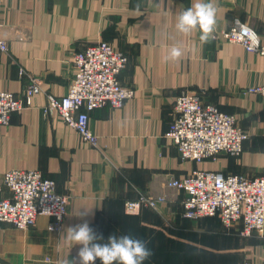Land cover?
I'll use <instances>...</instances> for the list:
<instances>
[{"label": "crops", "instance_id": "crops-1", "mask_svg": "<svg viewBox=\"0 0 264 264\" xmlns=\"http://www.w3.org/2000/svg\"><path fill=\"white\" fill-rule=\"evenodd\" d=\"M193 0H0V90L22 95L33 80L42 92L31 107L0 126V201L11 196L2 185L10 170H39L67 197L61 232L40 216L20 230L0 223V264H80L81 245L65 240V229L87 220L107 243L112 235L145 241L152 251L144 264H264V236L226 229L219 217L183 216V192L172 179L195 171L264 177V96L248 93L264 85V56L220 35L236 21L253 27L264 45V0H215L217 25L205 44L200 32L179 33L178 14ZM105 41L126 54L120 74L135 90L122 108L90 114L97 146L84 142L57 112L45 113L48 95L63 97L75 74L77 52ZM172 46L183 56L166 60ZM24 72L22 75L21 72ZM184 92L234 115L248 133L240 156L220 154L204 162L183 161L166 133L175 101ZM147 197L158 210L128 214L126 202ZM86 215H79V214ZM71 247V248H70ZM95 264H102L97 259Z\"/></svg>", "mask_w": 264, "mask_h": 264}, {"label": "built area", "instance_id": "built-area-1", "mask_svg": "<svg viewBox=\"0 0 264 264\" xmlns=\"http://www.w3.org/2000/svg\"><path fill=\"white\" fill-rule=\"evenodd\" d=\"M220 38L264 56L261 36L250 25L236 21ZM7 50V43L0 39V52ZM128 62L126 54L105 41L77 52L75 74L67 94L63 97L49 94L45 113L57 112L67 126L78 131L84 142L97 146L98 137L90 128V114L107 106L122 108L135 96V90L124 87L120 81ZM41 92L37 80H33L22 95L0 90V126H9L12 115L31 107L33 99ZM247 92L264 96V85ZM174 110L176 117L166 138L177 146L183 161L200 163L220 154L240 156L244 151L249 136L238 125L237 118L206 103L201 94L182 93L175 101ZM2 185L11 196L0 201V223L26 230L34 227L40 216H46L52 220L50 231L64 229L67 197L57 191L54 180L46 179L39 170L17 169L4 174ZM168 187L185 194L184 218L197 221L219 217L228 230L241 224L244 236L254 233L264 236V177L252 179L199 170L183 179H172ZM158 205L154 199L141 197L126 202L125 210L135 215L144 209L158 210Z\"/></svg>", "mask_w": 264, "mask_h": 264}, {"label": "clouds", "instance_id": "clouds-1", "mask_svg": "<svg viewBox=\"0 0 264 264\" xmlns=\"http://www.w3.org/2000/svg\"><path fill=\"white\" fill-rule=\"evenodd\" d=\"M216 25L217 5L215 0H193L190 7L178 14L175 28L184 35L199 31V40L205 44L213 38ZM182 56L181 48L172 46L165 59L178 61ZM79 215H86V213ZM64 233H66L65 240L71 247L76 244L82 246L77 254L80 264H95L97 259L102 264H144V261L152 255V251L147 247L145 241L130 235L120 237L112 235L108 238L107 243H100L99 241L103 237L95 233L87 220L67 227Z\"/></svg>", "mask_w": 264, "mask_h": 264}]
</instances>
